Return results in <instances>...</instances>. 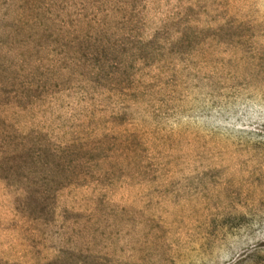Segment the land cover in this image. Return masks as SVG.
<instances>
[{
    "label": "rangeland",
    "instance_id": "obj_1",
    "mask_svg": "<svg viewBox=\"0 0 264 264\" xmlns=\"http://www.w3.org/2000/svg\"><path fill=\"white\" fill-rule=\"evenodd\" d=\"M0 264H264V0H0Z\"/></svg>",
    "mask_w": 264,
    "mask_h": 264
}]
</instances>
